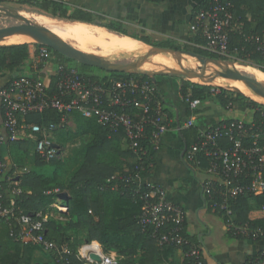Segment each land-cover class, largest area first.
I'll return each mask as SVG.
<instances>
[{"label":"built area","instance_id":"obj_1","mask_svg":"<svg viewBox=\"0 0 264 264\" xmlns=\"http://www.w3.org/2000/svg\"><path fill=\"white\" fill-rule=\"evenodd\" d=\"M234 21L228 3L208 0L205 8L195 12L190 24V31L198 34L203 41L197 47L224 61L232 60L229 35L235 30ZM251 41L256 45V51L264 57V31ZM37 51L36 60L39 64H48L52 59L49 49L41 45ZM52 75L58 78L56 92L53 94L48 93L45 83L39 77H16L0 88L5 132V135H0V152L5 143L25 138L34 142L35 154L43 161L58 159L61 151L58 147H53L55 144L51 141V136L57 130H64L69 126L73 113L85 119H95L111 134L123 131L138 164L131 177L119 176L118 179L123 182L124 187L131 188L129 192L133 200L140 204L138 226L160 248L179 249L184 260L190 259L194 264H202L200 249L180 233L185 219L184 210L170 200L167 191L160 185L141 182L140 173L144 170L142 164L147 152L138 151L140 141L147 139L151 148L156 150L169 128V120L161 113L158 101L153 98L155 88L147 82L134 79H110V88H107L99 82L85 80L75 68L64 70L60 66L54 68ZM216 89L212 90L213 95L217 93L218 88ZM182 99L193 113L202 104L199 99H192L190 94ZM260 105L262 108L248 109L251 112L249 120L226 119L199 129L196 142L183 153L184 160L189 165L199 168L205 162L206 167L203 169L207 178L202 183L203 197L212 212L222 214L227 232L252 240L261 237L263 231L251 230L247 225L236 222L232 205L240 197L264 196V105ZM233 108L234 105L229 102L225 110L232 111ZM49 110L59 116L57 124L40 126L25 122L30 114H42ZM194 124L192 115L183 127L191 128ZM146 130H149L147 137ZM7 166L0 154V175L6 173ZM14 193L17 196L21 194V190L18 188ZM63 193L59 189L43 193L45 196L55 197L51 208L57 214L50 211L27 215L24 212L17 214L14 200L10 199L5 204L0 193V220L9 224L8 236L13 242L38 246L44 252L56 254L60 259L68 255L70 252L65 246H58L46 236L45 229L50 218L64 221L68 216V207L60 198ZM93 244H96L97 250L90 248ZM87 248L92 254L99 256V262L85 257L84 250ZM76 258L83 264H119L120 260L116 252L103 253L97 243L83 246L76 253ZM252 264H264V249Z\"/></svg>","mask_w":264,"mask_h":264},{"label":"trees","instance_id":"obj_2","mask_svg":"<svg viewBox=\"0 0 264 264\" xmlns=\"http://www.w3.org/2000/svg\"><path fill=\"white\" fill-rule=\"evenodd\" d=\"M4 1L5 0H0V4ZM13 1L27 4L32 8L50 14L52 17L67 18L101 26L91 22L89 19L76 16L71 18L67 17L63 6L54 0ZM222 1L230 5V10L235 19V30L229 35L230 49L236 56L235 60L241 63H247L249 67L258 69L264 73V57L256 51V45L251 41L252 38L261 35L264 31V0ZM207 3L208 1L195 8L194 14L198 10L205 8ZM102 27L109 31L125 35L123 30L112 25H105ZM195 35L193 39L194 45L183 44V47L180 48L172 42L165 41L158 46L170 48L175 51L183 50L206 58L223 60L221 57L210 54L197 47L202 45L203 41L198 34ZM138 40L146 45H151L148 39L141 38ZM40 46L39 44L0 46V73L13 72L17 68L23 66L29 59L31 53L37 56V48ZM33 47L36 48L34 51L32 50ZM49 51L52 54V61H48V63L50 62L53 67L60 66L64 68V70L75 68L85 80L99 82L104 84L107 88H110L108 80L114 77L147 82L155 88L153 98L158 101L161 113L167 118L171 117L168 111L170 106L162 99L159 91L160 84L157 79L153 82L149 77L144 75L105 73L103 71L104 75L102 76L92 75L91 70H95L96 68L82 64H78V67L73 66L74 61L52 52L50 49ZM42 66L43 65L38 66L37 69H43L44 67ZM57 81V76H49V81L45 84L49 94L56 92ZM212 90L216 91L217 89L184 80L181 82L180 94L182 98L190 94L192 99H199L202 104L206 102H215L223 110H225L229 102L234 106L249 110L262 108L259 103L235 92L218 89L217 93L213 95ZM73 115L75 116L76 128L73 132H65V138H88V142L86 146L81 149L83 151L82 165L74 172L70 183L66 186L63 181L62 172L59 168V159L45 162L36 155L34 168L19 176L18 180H15V178H13L14 171H16L15 167H21V159L24 157L26 150H22L21 142H14L11 145L7 143L10 145L12 163L7 166L6 173L0 175V193L2 194L3 201L6 204L10 199H13L17 214L23 212L44 213L50 211L57 214V211L51 208V204L54 203L55 197L45 196L43 193L47 190L59 189L66 193V198L62 203L68 207V216L64 221L52 217L45 225L46 236L58 246L67 244L70 238H66L64 232L73 230L77 236H80V233H84L85 244L97 243L101 247L103 253L116 252L120 258L119 264H163L168 255L175 248H160L149 234L141 231L137 224V219L140 214V204L133 200L129 192L131 188L124 187L123 182L118 179L119 176L129 178L132 172H134L133 167L130 168L129 172L121 173L124 164L122 160L136 158L133 150L129 149V143L127 148L122 147L123 140L125 139L123 131L111 134L105 126L98 124L95 119H85L76 113H73ZM192 115H194V113L191 112L186 105V120ZM255 115H257V113H255ZM25 122L40 126L50 123L57 124L59 122V116L56 112L49 110L42 114H30L25 118ZM179 123L181 126L180 121ZM203 127L202 124L195 123L191 128L181 129V147L183 148L186 146L188 149L194 144L198 137V130L203 129ZM57 132H61V130H57L55 133ZM148 135L149 130H146V137ZM143 150H145L147 154L143 158L144 163L142 167L144 170L140 173V176L145 178L152 173V161L155 152L147 139L140 141L138 151L141 152ZM1 160H3L2 157ZM43 166L52 167L51 173L45 174L42 171H38V168ZM201 167H206L204 161ZM116 174L120 175L115 177ZM7 178L10 180H7ZM15 187L21 190V194L10 196L11 190ZM68 189H70V191H67ZM71 192H73L72 195ZM262 207H264V196L240 197L237 198L232 205L236 222L240 225H247L251 230L259 229L263 231L262 236L258 239L252 240L249 238L254 242L264 239V210H262ZM215 213L225 222L221 213ZM2 223L6 226V237L13 244L14 252L9 250L4 251L0 246V264H27L26 260L33 246L14 243L8 236L9 224L4 220H0V225ZM10 224L15 226L13 222ZM180 233L185 235L183 228ZM227 233L232 239H243L241 236H233L231 233ZM188 239L200 249L199 243L195 238L188 237ZM73 246L74 248H72L71 252L68 255L62 256L61 259L57 258L56 254L49 253L53 258V262L44 264H83L81 260L76 258L77 247L75 244L71 245V247ZM254 259L249 263L252 264ZM183 264H194V262L190 259H186Z\"/></svg>","mask_w":264,"mask_h":264},{"label":"crops","instance_id":"obj_3","mask_svg":"<svg viewBox=\"0 0 264 264\" xmlns=\"http://www.w3.org/2000/svg\"><path fill=\"white\" fill-rule=\"evenodd\" d=\"M54 1L63 6L69 18L75 16L85 18L101 26L92 23L87 24L100 28H104L102 26L105 25H112L125 32V35H123L104 28L109 32L123 36L120 37L99 29H92V32L97 35L92 38L99 45L97 47L102 49L100 56L103 59H111L124 55L129 56V53L133 51L132 47L146 50V44L144 45L143 42L138 40L141 38L148 39L150 44L155 42L160 44L169 41L174 44L194 45L193 39L196 35L190 31L194 10L208 0ZM21 15L23 16V14ZM76 29L79 30L78 28ZM34 49L36 48L33 47L32 50L34 51ZM40 65L41 63L39 64L36 60V56L31 53L23 66L13 72L0 73V88L16 77H39L45 84L48 83L49 76L52 75L55 67L49 62L42 66L44 67L43 69L39 70L37 68ZM192 67L193 69L197 68L196 66ZM156 79L160 84L159 91L162 99L170 106L168 111L171 117L167 118L165 116L169 120V128L162 136L158 148L154 150L152 173L148 177H141V182H151L160 185L167 191L170 200L184 210L185 219L182 228L187 238H195L199 243L202 251V264H248L264 249V239L258 242L247 238L232 239L227 233L224 221L208 208L202 192V183L206 180L207 175L201 166L197 168L189 165L183 157L184 147H181L180 132L181 129H184L183 125L186 120V104L180 94L181 82L170 76H157ZM250 118L251 112L246 108L234 106L232 111H226L221 108L217 109L215 102L202 104L194 113V123L202 124L203 128H208L226 119L249 120ZM177 122L179 123L180 131H178ZM69 125L71 128H76L74 115H72ZM67 129L68 131L70 130L69 126L61 130V132H67ZM0 135H5L2 125L1 104ZM53 135L51 139H53ZM51 141L63 152V147L61 149L57 142ZM18 142H21V148L26 150V153L21 159V167H15L16 171L13 174L15 180H18L19 176L34 168L36 155L33 141L23 138ZM9 144L5 143L0 152L2 159L7 165L12 163ZM122 147H128L126 139L123 140ZM122 161L124 164L121 173L129 172L130 168L138 164L136 158L123 159ZM119 175L116 174L115 177ZM17 189V187L13 188L10 196L14 195V191ZM34 253L35 251L33 255ZM44 259H47V257L44 256ZM183 263L182 251L174 249L163 264Z\"/></svg>","mask_w":264,"mask_h":264},{"label":"rangeland","instance_id":"obj_4","mask_svg":"<svg viewBox=\"0 0 264 264\" xmlns=\"http://www.w3.org/2000/svg\"><path fill=\"white\" fill-rule=\"evenodd\" d=\"M0 7L2 8H6V9H11L13 11H16L20 14H23V17L26 18L28 21H30V23L36 27H39L41 29H45L47 31H49L51 34H54L56 37H58L59 39L67 42L69 45H71L73 48H75L76 50H79L91 57L94 58H98V59H103L100 56V53H102V49L97 44V42L92 38L93 36L96 37V33L92 32V29H99L103 32H107L110 34H115L117 36L123 37L122 35H118L116 33L113 32H109L107 30H105L104 28H100L97 26H94L92 24H87V23H82V22H74V20H70L67 18H60V17H52L50 14L42 12L38 9L32 8L30 6H28L27 4H21L14 2L13 0H5L3 3L0 4ZM73 22V23H72ZM22 23L15 20L14 18L8 16V15H1L0 14V30L2 29H6V28H10V27H15V26H19ZM61 24V25H60ZM76 28H78L79 30H77ZM77 32V33H76ZM16 39V36H12V37H8L3 39V42H5V44L0 43V46H8V45H16V44H37L32 40H26L23 39L21 40V42L19 43H10L11 40ZM130 39V37H129ZM133 39V38H131ZM145 45V44H144ZM159 43L155 42L152 43L151 45H145L147 48L150 46H154V47H159L158 46ZM177 46H179L180 48L183 47L182 44H176ZM133 51L132 53H129V56H120V57H115V58H111V59H103L105 61L108 62H113L116 64H129L131 62H136L138 60H140V58L143 56V54H145V50L138 48V47H132ZM94 55V56H93ZM190 58V57H187ZM236 56L233 54V59L232 60H228L226 62H228L226 68L231 69L232 70V65H243V66H249L247 65V63H241L235 60ZM155 63L157 62V59H155L154 61H152L151 63ZM165 63H167L166 61H163ZM249 62V61H247ZM77 62L73 63V66L78 67ZM167 64H171V63H167ZM193 64V66L198 67L197 63H195L194 61L191 63ZM174 65V64H172ZM177 66V65H175ZM153 65L148 64V71L149 72H156V71H162V72H169L166 70H163L161 68H152ZM183 67V66H180ZM216 67V66H214ZM196 69V68H195ZM195 69H193L195 71ZM236 72L240 73L243 76L249 77L251 78V81L253 82V84L255 86H259L260 83H262L264 85V78H260L257 74L254 73H250L246 70H241V69H234ZM209 71V70H208ZM198 72V70H197ZM91 74L92 75H96V76H102L104 75V73L99 70V69H95V70H91ZM210 75L211 79H217L220 80L222 82H231V83H235L239 86H244L243 84H241L240 82H237L231 78H229L228 76L224 75L221 73V71L217 68V69H213L211 70L210 73H207L204 78L207 75ZM173 78H176L178 81L182 82V81H189L191 83L194 84H199V85H204V86H211V87H215L218 89H224L227 91H235L229 88H225V87H220V86H214V85H207L205 83L202 82V79H192V80H186L185 78L182 77H175V76H170ZM111 80H121L120 77H114L111 78ZM260 103V102H258ZM263 104L264 103H260ZM202 105V104H201ZM217 109L220 107L216 104ZM231 114V113H229ZM69 132H73L74 128H71V126L69 125ZM68 132V129L66 130ZM66 133L65 132H57L53 135V140L54 142H57V145H59L62 149L63 152H61V155L59 156V168L62 172V178L63 181L65 183V185L67 186L72 177L74 172L82 165L83 162V151L81 150L82 147L86 146L87 142H88V138H78V139H66L65 138ZM57 160V159H56ZM38 171H42L45 174H50L52 171V167H48V166H43L38 168ZM67 191H70V189H68ZM73 194V192H71V195ZM66 238H70L69 241H67V244H62L61 246H65L68 252H71L72 248L71 245L75 244L77 247V252L83 247L85 246V237H84V233L81 234L80 236H77L73 230H67L64 232ZM59 244V243H58ZM0 246L2 247V249L4 251H11L14 252V247L13 244L7 239L6 237V226L2 223L0 225ZM33 246V245H32ZM75 247V248H76ZM35 251L34 255L33 252ZM44 256L47 257V259H44ZM53 258L51 257V254L44 252L43 250H41L38 246H33L32 250H30V254H28V258L26 260L27 264H35V263H39V264H44V263H52Z\"/></svg>","mask_w":264,"mask_h":264},{"label":"water","instance_id":"obj_5","mask_svg":"<svg viewBox=\"0 0 264 264\" xmlns=\"http://www.w3.org/2000/svg\"><path fill=\"white\" fill-rule=\"evenodd\" d=\"M0 14L8 15L22 23L19 26L0 30V40L2 38H6L9 36L25 35L33 39L35 43L45 46L48 49H50L52 52L60 54L79 64L99 69L105 73L107 72V73L144 75V76L149 77L153 82L155 81L157 76H175V77L185 78L186 80L201 79L205 75V68L207 67V65L213 64L221 71L222 74L228 76L229 78L237 82H240L245 87H247L256 97L264 100V88L255 86L253 82L251 81V78L243 76L240 73L236 72L235 70L226 68L228 62L224 60L206 58L204 56L197 55V54L190 53V52H185L183 50L175 51L170 48L150 46L145 50V54H143L140 60L136 62H131L129 64H116L113 62L105 61L103 59L91 57L79 50H76L71 45H69L67 42L59 39L55 35L51 34L49 31L45 29H41V28H36L30 25L27 21L22 19L19 13L16 11L0 7ZM163 54H167L171 56L185 55L187 57H190L194 59V61H196L201 66V71L200 72H193V71L181 72L178 70H173L171 72H162V71L143 72L141 70H138L141 66L147 63L150 58L154 56L163 55ZM233 92L249 98L248 96L244 95L240 91H233ZM177 128H178V131H180V126L178 122H177ZM53 147L57 148L58 146L54 145ZM185 150H186V146L183 149V153L185 152ZM60 198L65 200L66 193L61 194ZM28 213L29 212H24L25 215H27ZM84 255L85 257H89L94 262L100 261L99 256L92 254V251L88 248L84 250Z\"/></svg>","mask_w":264,"mask_h":264},{"label":"bare ground","instance_id":"obj_6","mask_svg":"<svg viewBox=\"0 0 264 264\" xmlns=\"http://www.w3.org/2000/svg\"><path fill=\"white\" fill-rule=\"evenodd\" d=\"M19 15L21 16L22 19H24L30 25H32L30 23V21H28L26 18H24L20 13H19ZM32 26H34V25H32ZM34 27H36V26H34ZM36 28H39V27H36ZM14 36H16V39L11 40L10 43H19L23 39L32 40L33 41V39H31L30 37L25 36V35H14ZM9 37H12V36H9ZM6 38H8V37H6ZM3 39H5V38H2L0 40V43L5 44V42H3ZM155 59H157V62L151 63ZM162 60L166 61L167 63H171V64H167V63L163 62ZM193 61H194V59L187 58V56H185V55L171 56V55L163 54V55L154 56V57L150 58L149 61L147 63H145L143 66H141L138 70H141L143 72H148V69H149L148 68V64H150V65H153L152 68H161V69L169 71V72H171L173 70H178V71H181V72H186V71L197 72V70H198V72H200L201 71V66L196 61H194V62L197 63L198 67L195 69V71L193 70V67H192L193 64H191ZM172 64H174V65H172ZM175 65H177V66H175ZM180 66H183V67H180ZM213 69H217V67H214L213 64L207 65V67L205 68V75L209 71H211ZM234 69L246 70V71H248L250 73L257 74L260 78H264V73H262L258 69H255V68H252V67H249V66L232 65V70H234ZM204 76L202 78H204ZM196 80H198V79H196ZM202 82L205 83V84H208V85L220 86V87L229 88V89H232V90H235V91H240L241 93H243L244 95H246L249 98L253 99L254 101L260 102V103H264V100L256 97L245 86H239V85H237L235 83L222 82V81L217 80V79H211L209 74L204 79H202ZM257 87L264 88V85L262 83H260L259 86H257ZM90 248L93 249V250H97L96 244H93Z\"/></svg>","mask_w":264,"mask_h":264}]
</instances>
